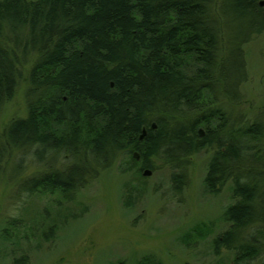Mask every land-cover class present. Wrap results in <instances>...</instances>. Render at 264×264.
<instances>
[{"label": "trees", "instance_id": "1", "mask_svg": "<svg viewBox=\"0 0 264 264\" xmlns=\"http://www.w3.org/2000/svg\"><path fill=\"white\" fill-rule=\"evenodd\" d=\"M263 26L243 0H0V114L21 82L27 102L0 161L20 153L18 173L31 154L47 167L21 189L72 201L124 156L168 166L180 191L189 159L209 152L207 191L230 184L233 198L213 250L264 264V108L250 117L241 90L244 44Z\"/></svg>", "mask_w": 264, "mask_h": 264}, {"label": "rangeland", "instance_id": "2", "mask_svg": "<svg viewBox=\"0 0 264 264\" xmlns=\"http://www.w3.org/2000/svg\"><path fill=\"white\" fill-rule=\"evenodd\" d=\"M229 1L224 0L226 5ZM248 39L247 80L241 90L244 111L253 117L264 108V31ZM25 88L21 82L0 114V133L9 120L27 115ZM19 154L0 161V264L21 257L27 259L24 264H136L148 253L162 264H233L232 251L213 250L215 236L228 226L223 212L233 198L230 184L219 193L207 191L209 152L189 159L180 191L171 182L168 166L155 162V169L146 167L151 174H144L140 159L124 156L72 201L58 192L22 190V181L47 165L21 154L26 161L15 173ZM206 226L211 233L206 234Z\"/></svg>", "mask_w": 264, "mask_h": 264}, {"label": "flooded vegetation", "instance_id": "3", "mask_svg": "<svg viewBox=\"0 0 264 264\" xmlns=\"http://www.w3.org/2000/svg\"><path fill=\"white\" fill-rule=\"evenodd\" d=\"M243 2L245 5H247V3L255 5L257 13H260V15L264 17V0H243ZM262 28H264V26Z\"/></svg>", "mask_w": 264, "mask_h": 264}, {"label": "water", "instance_id": "4", "mask_svg": "<svg viewBox=\"0 0 264 264\" xmlns=\"http://www.w3.org/2000/svg\"><path fill=\"white\" fill-rule=\"evenodd\" d=\"M144 174H151V170H150V169H146V170L144 171Z\"/></svg>", "mask_w": 264, "mask_h": 264}]
</instances>
